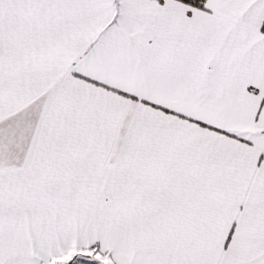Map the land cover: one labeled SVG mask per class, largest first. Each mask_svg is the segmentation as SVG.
Masks as SVG:
<instances>
[{
	"label": "snow or ice",
	"instance_id": "1",
	"mask_svg": "<svg viewBox=\"0 0 264 264\" xmlns=\"http://www.w3.org/2000/svg\"><path fill=\"white\" fill-rule=\"evenodd\" d=\"M0 264H264V0H0Z\"/></svg>",
	"mask_w": 264,
	"mask_h": 264
}]
</instances>
